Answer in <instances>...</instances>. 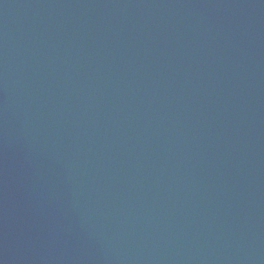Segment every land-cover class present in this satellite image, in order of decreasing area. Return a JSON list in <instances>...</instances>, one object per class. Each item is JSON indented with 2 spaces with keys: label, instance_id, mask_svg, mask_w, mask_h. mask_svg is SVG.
Instances as JSON below:
<instances>
[{
  "label": "water",
  "instance_id": "water-1",
  "mask_svg": "<svg viewBox=\"0 0 264 264\" xmlns=\"http://www.w3.org/2000/svg\"><path fill=\"white\" fill-rule=\"evenodd\" d=\"M0 264H264V0H0Z\"/></svg>",
  "mask_w": 264,
  "mask_h": 264
}]
</instances>
